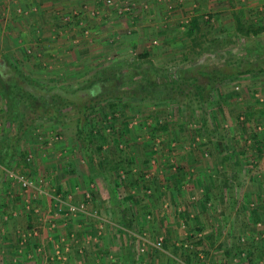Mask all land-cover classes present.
<instances>
[{
  "label": "rangeland",
  "instance_id": "1",
  "mask_svg": "<svg viewBox=\"0 0 264 264\" xmlns=\"http://www.w3.org/2000/svg\"><path fill=\"white\" fill-rule=\"evenodd\" d=\"M202 20L208 22L203 24L207 37L203 45L208 48L203 53L191 47L179 63L159 64L150 57L155 53L147 52L155 67L169 71L198 63L226 65L227 76L213 74L220 80L212 86L205 107L209 130L199 129L202 112H187L183 97L179 96L182 103L151 96L140 100L137 93L165 90L154 83L151 69L148 75L135 73L122 85L116 81L131 64L150 65L138 58L143 51L131 38L123 36L120 51L111 41L107 52L92 61L80 62L77 56V67L56 75L57 69L42 64L43 57L48 58L41 51L37 54L38 47L23 52L0 47L1 141L13 133L12 121L4 116L13 102V81L32 90L15 68L44 88H78L85 96L104 98L96 104L81 137L79 116L68 108L63 123L35 119L16 144L17 156L24 148L27 151L26 163H12L0 183V264H264V72H234L239 61L259 64L261 59L253 52L264 51V32L250 37L225 35L228 29H215L213 14H203ZM6 38L10 39L6 30L0 31V44ZM223 38L231 41L223 49L230 55L219 57L217 45L207 41ZM96 77L99 80L87 88ZM210 77L198 79L202 83ZM181 88L194 92L189 82ZM115 91L124 95L120 103L124 114L112 113L105 100ZM5 92L11 95L9 101ZM26 104L22 101V111ZM154 112L162 117L159 122H169L167 130L152 132L155 118L148 114ZM98 133L101 138L93 137ZM150 150L156 153L149 154ZM147 154L150 160L145 164ZM115 164L120 168L114 169ZM118 180L122 183L112 186ZM221 189L222 201L214 196L206 201L209 192ZM201 205H206V211H201ZM86 216L91 223H85ZM194 216H199L197 227ZM130 219L132 228L126 232L124 223ZM192 224L201 228L200 236L212 231L215 243L205 240L190 252L189 230L184 229L193 228Z\"/></svg>",
  "mask_w": 264,
  "mask_h": 264
},
{
  "label": "crops",
  "instance_id": "2",
  "mask_svg": "<svg viewBox=\"0 0 264 264\" xmlns=\"http://www.w3.org/2000/svg\"><path fill=\"white\" fill-rule=\"evenodd\" d=\"M113 3L106 5L97 0H0V31L6 30L10 37L4 39L0 47L21 48V52L38 47L37 54L40 55L41 51L48 58L46 61L44 57V60L40 59L42 64L57 69L54 71L56 75L62 74L63 69H74L78 63L92 61V58L107 52L113 40L117 42L114 48L120 51L124 47L123 36L131 38L140 51H153L155 56L150 57H156L155 63H179L183 53L192 47L185 25L193 16L213 14L217 20L215 29H228L225 35L236 33L237 19L243 24L264 23V0H113ZM129 31L132 34L128 36ZM33 63L38 64V60ZM35 71L41 72L39 69ZM120 183V180L114 181L112 186ZM102 199L105 207L104 197ZM123 213L119 210L120 216ZM86 218L88 221L85 223H91L92 218ZM216 219L220 226L221 221ZM89 229H93L91 225ZM124 229L127 232L125 226ZM211 234L216 236L212 231L205 233Z\"/></svg>",
  "mask_w": 264,
  "mask_h": 264
},
{
  "label": "trees",
  "instance_id": "3",
  "mask_svg": "<svg viewBox=\"0 0 264 264\" xmlns=\"http://www.w3.org/2000/svg\"><path fill=\"white\" fill-rule=\"evenodd\" d=\"M204 23L207 24L208 22L203 21L202 16H193L188 21V23L185 25L186 34L190 37L192 49H195L198 47L197 54H201L208 49L205 47V45H203L205 42V39L207 38L206 33L201 30V27H203L202 25ZM235 31L238 37L239 36L250 37L251 35L255 36V35H259L260 33L264 32V24H259V25H256L254 23L243 24L240 20L237 19ZM229 42H231L229 38H223L221 40L212 39L209 42L207 41V43L209 44H213L214 46L217 45L216 47L218 48L217 52H218L219 57L230 55L229 50H223L225 46L229 44ZM253 53L257 55L258 59H261V60L255 59V60H258L259 64L254 66V62L250 60L239 61V64L234 65L235 73L254 74L257 72L258 73L264 72V51L257 49ZM148 54L149 53L147 51H143L138 55V58H141L142 60L146 59L145 61L147 62V64H150L148 65V68L141 67V64L139 65V63L131 64L126 70L118 73V75L115 78L116 81L120 80L118 83L122 85L124 82L127 81V79L129 80L132 79L135 73H137V75L138 74L148 75L151 72L148 73L147 70L151 69L150 71H152L155 74V77H154L155 80H153L154 83L158 84L159 86H163L166 91L164 89H162L161 91L148 90L147 92L145 91L146 94H142V95L137 93L138 97H140V100L144 101L147 97L151 96L155 100H166V101L173 100V101H178L179 103H182L179 100V96L183 97L185 98L184 104L186 106L187 112L191 113L195 109L201 110L202 119L200 120L201 124H199L198 126L199 129L202 127V128H207L206 130H209L208 121L205 118V114L207 113L205 110L206 109L205 107L207 105V102L210 99L212 89H213L212 86L216 84L217 80H220V78H217V79L214 78L213 74L217 73L221 75V77H223V75L227 76V74L223 73L226 65L225 64L217 65L216 62L208 63V64L198 63L197 65H193L189 67L179 66L176 70L169 71L164 68L155 67L154 64L148 59ZM15 70H16L17 75L20 76L22 80H25L26 82H28L29 85L32 86V90L24 89L23 86H21L18 82L13 81V89H12L14 91L13 102L9 103L10 104L9 108L4 113V116L7 119L11 120L13 123L12 125L13 133L10 136H8L9 137L8 139H6L7 137H4L3 140L0 142V183H1V180L4 178V175L7 173L5 171L12 168V163L16 161H22V163H26L25 155L27 151L24 148V150L21 151L20 155L17 156L16 155V144L20 143L23 137V134H25L31 122H33L35 119L40 118L46 121L63 123L65 118L67 117V114L64 110L70 108V109L75 110L79 116L78 121H77L78 123L77 132H78V137H81L82 134L84 133L83 129L85 125L89 123L90 116L91 114H93L96 104L103 101L104 99L103 97H100V94H95V95L88 94L89 97L85 96L79 92L80 89L78 88L74 89L73 91L66 90L60 87L53 88V89L44 88L41 84L36 82L34 79L30 78L29 76H25L20 70L18 71L16 68ZM189 72L191 73V75H189ZM199 75L206 76V77H210L211 75V77L208 78L205 82L200 83L198 79ZM96 79L99 80L98 77H96L93 81L89 82V84H87L86 87L88 88V87H91V85L95 84ZM187 82H189L190 85L194 84L193 93L192 92L185 93L184 88H181V86L182 85L185 86ZM190 93H191V96H190ZM10 96L11 95L7 94L6 92L4 93L5 100L8 99L9 101L11 98ZM123 97L124 95L121 91L120 92L115 91L109 95H106L105 100H109L108 107L112 113H114L115 111H118L119 113L124 114V112L126 111V109L124 108L125 106L120 104ZM22 101L27 103L26 104L27 108L25 111H22L20 107V105L22 104ZM152 113L148 114L150 116L153 115L155 118V123L150 128L152 132L157 133L160 131L167 130L169 128V122L167 120H163L162 122H159V119H161L162 117L159 118V116H157L155 112L154 114ZM245 120L246 121L248 120V116L247 118H245ZM121 124L124 125L123 128H126L125 127L127 125L126 123L122 122ZM120 130L121 132H123L122 128ZM89 131H90L89 133L90 136H92L93 132L91 134V129ZM93 137H96L97 139H99L102 137V134L98 133ZM88 141L92 142L93 140L88 139ZM154 153L156 152H152L151 150L149 151V154L153 155ZM149 154H147L146 158L143 160L145 164H148L150 160ZM113 168L117 170L120 168V165L115 164L113 165ZM222 189L218 190L216 194L209 192L210 195H208L205 198L206 201L212 198L211 196L219 197L220 201H222V197H223ZM214 204L215 202H213V206ZM213 206H211L210 204L208 207L213 208ZM201 208H203L201 211H206L205 210L206 205H201ZM127 211L131 212V209L127 208ZM131 213L133 214V212ZM138 213L139 212H137V215ZM255 214L256 215L258 214L257 210L255 211ZM187 217H185L184 219H187ZM194 218H195V222L196 221L199 222L198 217L194 216ZM197 222H196V227L200 225ZM132 223L133 221L130 219V220H126L124 224H125V227L129 230L132 228ZM194 225L195 224H192L191 227H193ZM184 230H189L187 234L188 235L187 245L191 247L190 252H192V246L201 245L202 243L205 242V240H207V242L210 245H213L215 243V237L212 234L205 235V236L199 235L201 228L193 227L189 229L185 228ZM168 238L169 237H167V240ZM167 240L165 241L168 242ZM191 242H193V245L191 244ZM169 248L175 249L173 246ZM229 255H230V251L226 252V256L229 257Z\"/></svg>",
  "mask_w": 264,
  "mask_h": 264
},
{
  "label": "built area",
  "instance_id": "4",
  "mask_svg": "<svg viewBox=\"0 0 264 264\" xmlns=\"http://www.w3.org/2000/svg\"><path fill=\"white\" fill-rule=\"evenodd\" d=\"M97 1L100 2V3L106 4V5L114 4L113 0H97ZM11 175H13V174H11Z\"/></svg>",
  "mask_w": 264,
  "mask_h": 264
}]
</instances>
